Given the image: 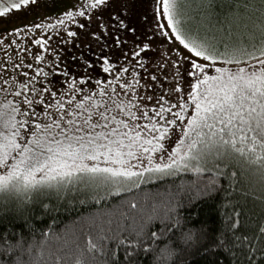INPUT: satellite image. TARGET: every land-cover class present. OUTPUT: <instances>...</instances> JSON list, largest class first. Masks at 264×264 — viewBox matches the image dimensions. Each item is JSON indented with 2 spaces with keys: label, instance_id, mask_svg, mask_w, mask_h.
Masks as SVG:
<instances>
[{
  "label": "snow or ice",
  "instance_id": "obj_1",
  "mask_svg": "<svg viewBox=\"0 0 264 264\" xmlns=\"http://www.w3.org/2000/svg\"><path fill=\"white\" fill-rule=\"evenodd\" d=\"M0 264H264V0H0Z\"/></svg>",
  "mask_w": 264,
  "mask_h": 264
},
{
  "label": "trees",
  "instance_id": "obj_2",
  "mask_svg": "<svg viewBox=\"0 0 264 264\" xmlns=\"http://www.w3.org/2000/svg\"><path fill=\"white\" fill-rule=\"evenodd\" d=\"M75 213L72 214V216H74ZM61 220L63 223H66V224H71V216H63L61 217Z\"/></svg>",
  "mask_w": 264,
  "mask_h": 264
},
{
  "label": "rangeland",
  "instance_id": "obj_3",
  "mask_svg": "<svg viewBox=\"0 0 264 264\" xmlns=\"http://www.w3.org/2000/svg\"><path fill=\"white\" fill-rule=\"evenodd\" d=\"M28 23V21L27 20H24V21H19V20H17V21H15V23H17V24H19V23Z\"/></svg>",
  "mask_w": 264,
  "mask_h": 264
}]
</instances>
